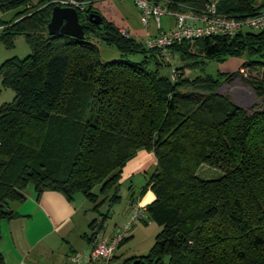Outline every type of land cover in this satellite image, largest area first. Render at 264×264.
Wrapping results in <instances>:
<instances>
[{
	"label": "trees",
	"instance_id": "1",
	"mask_svg": "<svg viewBox=\"0 0 264 264\" xmlns=\"http://www.w3.org/2000/svg\"><path fill=\"white\" fill-rule=\"evenodd\" d=\"M211 1L235 18L264 6V0H163L172 10ZM54 6L0 0V12L21 8L9 20L0 18V41L12 46L22 35L31 49L0 64L2 85L15 92L0 105V224L15 214L11 204L25 199L29 184L37 197L55 190L70 201L80 192L92 202L99 184L102 201L118 202L121 171L143 149L156 159L140 190L154 194L143 220L160 230L146 254L121 264H264V108L248 113L218 92L234 73L223 81L221 75L189 77L184 66L172 69L174 76L162 73L159 49L122 34L91 4L78 11L82 39L50 35ZM89 13L100 14L101 22H91ZM91 36L115 45L123 57L102 60ZM167 51L194 59L189 67L198 58L245 55V81L264 101V30L183 39ZM202 164L223 174L201 178ZM97 222L89 223V242Z\"/></svg>",
	"mask_w": 264,
	"mask_h": 264
},
{
	"label": "rangeland",
	"instance_id": "2",
	"mask_svg": "<svg viewBox=\"0 0 264 264\" xmlns=\"http://www.w3.org/2000/svg\"><path fill=\"white\" fill-rule=\"evenodd\" d=\"M102 8H96L100 13L105 16L108 15L114 20L118 26L129 30V34L136 38L138 41L145 43L146 29L145 25L140 19V10L136 6L133 0H109ZM112 2V3H111ZM19 9H12L8 11L0 12V18L2 20H9L15 16ZM172 18L169 16L161 17V26L167 29L171 26ZM1 29V28H0ZM149 31L154 34L157 31L155 22L150 20ZM1 32V30H0ZM90 40L94 42L99 49V56L104 61H110L122 58L123 55L119 49L113 45L108 44L103 40H100L94 36L90 37ZM31 52V49L24 39V36L18 35L13 39V45L7 46L3 41H0V64L11 57L17 56L23 58ZM140 55H130L129 58H139ZM200 59L194 67L187 66V63L194 62V59L182 60L178 53L163 57L165 66L162 68V73L170 74L172 69L184 66L185 74L189 77H194L202 74H209L214 77L221 75L222 81L226 74L234 73L228 80L223 81L218 91L223 95H227L229 99L237 106L244 108L248 113L256 109L264 108V101L258 98L253 89L245 81V77L250 74V71L246 67H241L243 61L247 58L245 55L241 56H226L219 59ZM255 74V72H253ZM15 92L9 88L4 87L0 81V105L11 102L14 98ZM150 152V151H149ZM154 161H151L146 169L134 172L129 177L123 180L121 184L116 188V192L120 196V200L114 204H111L108 200L102 201L104 195L100 193V185L97 184L93 187L92 191L97 195L95 202L89 201L82 193H75L74 200L79 202V199H85L86 207L90 214L98 219V222L102 220L103 215L107 214L103 229L99 232V236H108L109 232L117 225H122L129 217L128 209L130 204V197L132 193L138 194L141 186L146 182L149 175L154 171L156 159L153 154ZM197 175L204 179H213L220 177L223 171L220 168L212 167L207 164H202L196 171ZM130 180L133 181L132 190L129 189ZM29 191H33V185L29 184L25 189V194ZM34 192V191H33ZM97 205L96 209L94 208ZM97 222V223H98ZM160 226L151 220L142 222L137 220L132 229L128 233V239L122 243L117 249L118 259L120 261L125 258L134 255L146 254L154 243V239Z\"/></svg>",
	"mask_w": 264,
	"mask_h": 264
},
{
	"label": "crops",
	"instance_id": "3",
	"mask_svg": "<svg viewBox=\"0 0 264 264\" xmlns=\"http://www.w3.org/2000/svg\"><path fill=\"white\" fill-rule=\"evenodd\" d=\"M108 1L95 3L93 8H102L110 3ZM102 15L114 22L108 15ZM118 27L123 28L122 25ZM162 30L166 29L162 28ZM151 161H154L152 152L138 150L123 167L119 185L134 172L146 169ZM132 185L133 181L130 180L128 186L130 190ZM33 191L27 192L22 202L12 203L11 208L15 214L1 221L0 251L4 256L5 264H66L69 256L74 253H80L83 259L95 241L93 238L89 242L84 237L90 235L89 223L95 219L88 210H85V199L81 198L76 202L74 195L69 201L62 193L55 190H44L37 197ZM130 195L143 207L154 199L150 189L141 194L139 191L137 195L134 193ZM130 208L131 200L128 213ZM141 221L144 222L143 219ZM121 262L116 250L114 263L121 264Z\"/></svg>",
	"mask_w": 264,
	"mask_h": 264
},
{
	"label": "built area",
	"instance_id": "4",
	"mask_svg": "<svg viewBox=\"0 0 264 264\" xmlns=\"http://www.w3.org/2000/svg\"><path fill=\"white\" fill-rule=\"evenodd\" d=\"M45 4L69 6L77 11L85 10L86 5L107 0H40ZM140 10L141 22L145 25V44L149 48L160 50V54L169 55L167 48L176 41L196 39L211 35H233L240 30H264V6L254 14L245 17H231L217 11L216 1L209 2L201 9L172 10L164 5L163 0H133ZM169 16L172 24L166 30L161 28V17ZM155 22L157 32L149 31V22ZM126 36L130 35L125 28H119ZM174 76V72L172 71ZM146 217L145 207L133 203L128 219L119 226H115L110 235L95 238L93 245L87 250L85 257L80 253L69 256L66 264H115L113 258L121 242L127 237L133 224Z\"/></svg>",
	"mask_w": 264,
	"mask_h": 264
},
{
	"label": "water",
	"instance_id": "5",
	"mask_svg": "<svg viewBox=\"0 0 264 264\" xmlns=\"http://www.w3.org/2000/svg\"><path fill=\"white\" fill-rule=\"evenodd\" d=\"M88 18L91 22L96 24L100 23L102 20L101 15L97 13H89ZM47 29L50 35L62 33L77 39H82L84 37L83 26L79 22L78 11L69 6L55 5L53 7L50 21L47 24ZM102 223L103 220H100L97 223L94 231V239L99 234Z\"/></svg>",
	"mask_w": 264,
	"mask_h": 264
}]
</instances>
